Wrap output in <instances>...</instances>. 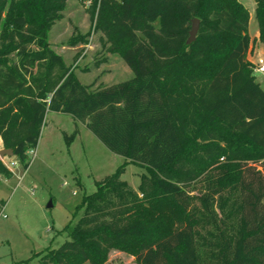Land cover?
<instances>
[{"label":"trees","instance_id":"1","mask_svg":"<svg viewBox=\"0 0 264 264\" xmlns=\"http://www.w3.org/2000/svg\"><path fill=\"white\" fill-rule=\"evenodd\" d=\"M67 2L0 0L1 149L28 168L53 112L125 162L85 195L66 242L15 264H106L113 250L136 264H264V88L248 58V8L93 0V33L134 74L94 88L48 41ZM255 13L264 49V0ZM130 163L145 169L137 188L122 179ZM12 176L0 158V180Z\"/></svg>","mask_w":264,"mask_h":264},{"label":"rangeland","instance_id":"2","mask_svg":"<svg viewBox=\"0 0 264 264\" xmlns=\"http://www.w3.org/2000/svg\"><path fill=\"white\" fill-rule=\"evenodd\" d=\"M241 1L250 12L252 44L248 58L256 62L264 55L256 0ZM92 3L68 0L62 18L49 31V44L84 84L95 88L129 80L134 76L130 67L119 55L109 53L99 34L93 33L96 21L90 12ZM87 33L86 42L72 44L77 35ZM255 76L264 88V75ZM71 136L74 138L70 140ZM29 157L28 168L18 164L11 178L0 180V202H4L0 210V264H15L47 248L60 247L69 239L65 227H72L82 214L77 210L85 195L93 193L97 182L114 174L125 162L84 124L53 112L47 115L38 146L30 150ZM144 172L143 167L130 163L122 179L137 188ZM118 262L136 264L133 256L113 250L106 264ZM32 264H39L37 257Z\"/></svg>","mask_w":264,"mask_h":264},{"label":"water","instance_id":"3","mask_svg":"<svg viewBox=\"0 0 264 264\" xmlns=\"http://www.w3.org/2000/svg\"><path fill=\"white\" fill-rule=\"evenodd\" d=\"M200 21L199 19H193L192 21V28L190 30V36L188 38V43L193 42L196 39L197 33L199 31ZM14 153L11 149L2 148L0 149V158L4 159L5 157L11 158L13 157ZM49 206H52L51 203Z\"/></svg>","mask_w":264,"mask_h":264},{"label":"built area","instance_id":"4","mask_svg":"<svg viewBox=\"0 0 264 264\" xmlns=\"http://www.w3.org/2000/svg\"><path fill=\"white\" fill-rule=\"evenodd\" d=\"M253 62V61H252ZM253 68L255 73H260L264 75V55L259 57L256 62H253ZM0 145H2V140L0 138ZM7 166L12 171V173H15V167L19 164L16 160L9 159L6 161Z\"/></svg>","mask_w":264,"mask_h":264},{"label":"crops","instance_id":"5","mask_svg":"<svg viewBox=\"0 0 264 264\" xmlns=\"http://www.w3.org/2000/svg\"><path fill=\"white\" fill-rule=\"evenodd\" d=\"M0 149H1V146H0ZM10 159V158H9ZM5 160V159H4Z\"/></svg>","mask_w":264,"mask_h":264}]
</instances>
